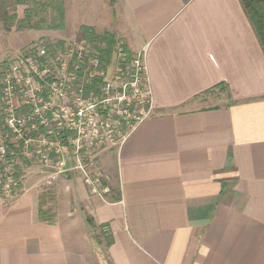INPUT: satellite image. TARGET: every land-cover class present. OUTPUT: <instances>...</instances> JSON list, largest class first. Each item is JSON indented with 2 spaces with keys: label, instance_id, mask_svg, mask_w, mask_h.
<instances>
[{
  "label": "crops",
  "instance_id": "obj_1",
  "mask_svg": "<svg viewBox=\"0 0 264 264\" xmlns=\"http://www.w3.org/2000/svg\"><path fill=\"white\" fill-rule=\"evenodd\" d=\"M86 2L64 0L65 30L145 51L152 114L99 153L119 201L25 165L24 191L0 196V264H264V51L240 0Z\"/></svg>",
  "mask_w": 264,
  "mask_h": 264
},
{
  "label": "built area",
  "instance_id": "obj_2",
  "mask_svg": "<svg viewBox=\"0 0 264 264\" xmlns=\"http://www.w3.org/2000/svg\"><path fill=\"white\" fill-rule=\"evenodd\" d=\"M114 58L103 67L100 50L82 40L35 43L10 61L0 78V196L24 191L15 170L22 159L39 164L49 183L73 174L94 194L110 192L98 152L120 147L153 109L145 51L129 60L121 42ZM96 79L99 92L86 94Z\"/></svg>",
  "mask_w": 264,
  "mask_h": 264
},
{
  "label": "trees",
  "instance_id": "obj_3",
  "mask_svg": "<svg viewBox=\"0 0 264 264\" xmlns=\"http://www.w3.org/2000/svg\"><path fill=\"white\" fill-rule=\"evenodd\" d=\"M245 13L250 20L256 36L262 46L264 51V0H240ZM41 4L37 3V0H0V22L3 24L4 29L10 32L13 28L16 31L29 30H41L44 26L46 18L42 17L45 12V8L40 7ZM52 5L54 10L57 12V18L53 20V24L48 29H62L65 26V9L63 0H50L49 4L45 6ZM20 6H25L24 18H19L17 9ZM82 33L83 40L90 46L96 47L100 50L101 60L103 67H108L112 63V59L117 50L118 39L113 33L105 32L103 34L97 33L93 28L88 26H82L80 28ZM63 43H60L61 46ZM49 47H54V45H49ZM128 53L129 60L132 59L133 55L126 48ZM3 71L0 72V78L6 72L8 67H1ZM101 79H96L86 86V94L91 92L98 93L99 87L102 84ZM0 100H1V87H0ZM23 165H17L15 167L16 173H19L23 170L25 165H30V162L22 159ZM2 168H0V171ZM108 194H111V199L114 201L120 200V189H111ZM41 202V216L44 220L52 221L54 215H50L49 211L43 209V207L48 202L55 201V196L53 191L45 192L42 197ZM88 225L93 229L97 230L98 228L93 223L91 218H88ZM103 226L100 227L101 234L105 237V240L108 242V245L111 244L112 240L109 233H104L102 231Z\"/></svg>",
  "mask_w": 264,
  "mask_h": 264
},
{
  "label": "rangeland",
  "instance_id": "obj_4",
  "mask_svg": "<svg viewBox=\"0 0 264 264\" xmlns=\"http://www.w3.org/2000/svg\"><path fill=\"white\" fill-rule=\"evenodd\" d=\"M86 1H87L86 2L87 5L85 7V4H84L83 9L85 8L84 10L90 13L91 15L92 11L95 9V5L92 4L94 0H86ZM49 2L50 0H37V3L41 4L40 7L45 8V12H46L42 14L43 15L42 17H45L46 21H45L44 26H42L41 30L26 29L24 31H16V29L13 28L10 32H8L4 29L3 24L0 22V72L3 71V68L1 67H6V66L8 67L12 59H14L17 55H19L25 49H27L28 47H31L35 43L43 42L48 45L59 46L60 43H66L68 41H71L74 43V42L83 40L81 31L78 30L76 27L74 28L73 25L72 27L69 28V30L68 29L65 30V27H63L62 29H48L47 28L53 24V20H55L58 16L57 12L54 10V7L52 5L45 6L47 3L49 4ZM25 9H26L25 6L18 7L17 13L19 15V18L21 19L24 18ZM64 9H65V6H64ZM74 16L76 18L75 22L79 23L80 20H77V18H80L82 16H80L78 13H76V15ZM99 34H103V33H99ZM119 45H121L120 40L118 41L117 49ZM122 45L124 48H127L126 44L122 43ZM114 57H115V54L112 59V64H111L112 66H113V62L115 59ZM204 98L211 99L212 103H219L222 99L226 98V93L222 90H213V91L206 93V96H204ZM221 102L225 103V100L224 102L223 100ZM113 149L115 148L106 147L105 149H102L101 151H99L98 155L100 152L101 154L103 152L108 153L112 151ZM101 154L96 159V165H97V161L98 160L100 161V158L102 156ZM33 167L36 169L38 173H41L44 171L42 167L37 163H34ZM97 167H99V169L102 170L99 164L97 165ZM39 175H43V174H39ZM42 182L46 184L45 179H43ZM109 184L113 187V189H117L118 185L116 183L115 178H112V179L110 178Z\"/></svg>",
  "mask_w": 264,
  "mask_h": 264
}]
</instances>
